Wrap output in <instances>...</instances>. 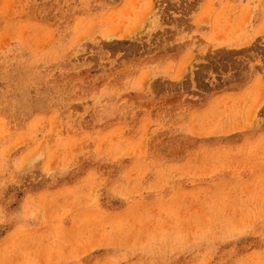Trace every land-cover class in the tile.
<instances>
[{"label":"rangeland","instance_id":"374dc122","mask_svg":"<svg viewBox=\"0 0 264 264\" xmlns=\"http://www.w3.org/2000/svg\"><path fill=\"white\" fill-rule=\"evenodd\" d=\"M0 264H264V0H0Z\"/></svg>","mask_w":264,"mask_h":264}]
</instances>
